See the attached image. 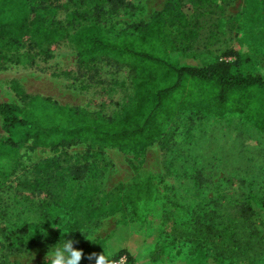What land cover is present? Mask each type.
Segmentation results:
<instances>
[{"label":"rangeland","instance_id":"374dc122","mask_svg":"<svg viewBox=\"0 0 264 264\" xmlns=\"http://www.w3.org/2000/svg\"><path fill=\"white\" fill-rule=\"evenodd\" d=\"M166 1L128 0L127 6L116 8L109 0H51L57 20L68 25L71 34L77 15L86 13L111 36L147 24ZM182 2L188 24L172 28L179 45L170 58L174 65L202 68L217 60L233 62L236 58L227 55L235 53L264 79V0H211L198 8L190 7L189 0ZM52 54L49 60L34 58L33 65L23 57L18 65L0 70V104L23 106L12 89L16 81L29 96L94 116L116 118L131 110L134 75L128 68L106 60L81 62L69 41ZM165 127L166 146L155 143L142 153L89 143L57 151L25 146L14 163L0 166V229L11 232L26 223L38 224L43 203L53 216L81 221L78 233L68 236L83 250V264H94L88 255L111 252V259L121 250L130 251L136 264H207L218 246L202 242L203 233L193 242L198 234L192 224V212L206 207L233 230L224 241L248 243L236 250L240 254L233 264H264V130L244 114L207 111H186ZM4 136L0 118V139ZM49 160L57 161L59 168L36 176L33 166ZM75 167L85 168L83 180L72 179ZM146 178L152 179V193L139 203L136 217L123 207L116 189ZM36 179L41 184L31 187ZM79 194L87 197L77 199ZM86 206L100 207V215L91 219ZM46 225L47 238L22 252L6 251L0 236V264L48 261L49 248L58 243L56 232L64 228L54 219ZM90 232L93 241L87 240Z\"/></svg>","mask_w":264,"mask_h":264},{"label":"trees","instance_id":"16d2710c","mask_svg":"<svg viewBox=\"0 0 264 264\" xmlns=\"http://www.w3.org/2000/svg\"><path fill=\"white\" fill-rule=\"evenodd\" d=\"M127 1L109 0L116 8L127 6ZM189 1L190 7L198 8L211 0ZM185 8L182 0H167L164 8L154 12L147 24L135 25L111 36L99 22L88 19L86 13L77 15L78 26L72 25L76 29L71 34L68 25L57 20L56 7L51 0H0V70L18 65L23 57L31 65L36 57L52 59V49L69 41L76 47L81 62L106 60L128 68L134 75V105L116 118L94 116L50 99L29 96L18 82H12V89L23 106L0 104L5 135L0 139V166L14 163L20 150L27 145L57 151L89 143L135 153H142L155 143L164 148L168 143L165 125L186 111L196 115L202 111L219 115L237 112L244 114L256 128L264 130V79L249 70L235 53L227 55L236 58L233 62L217 60L202 68L179 67L170 61L171 55L179 49L172 28L176 23L182 28L188 24ZM33 168L36 176H48L51 170L59 168V164L49 160ZM73 171V180L81 181L87 176L84 167H75ZM191 177L193 179L195 175ZM34 183L31 187L41 184L37 179ZM152 183L151 178H146L139 183L117 187L122 194L123 207L131 209L138 217L139 203L151 195ZM86 197L79 194L77 199ZM99 208L86 206L91 219L100 215ZM40 209L42 220L39 223L44 220L40 228L39 223H26L11 232L0 229L6 251L22 252L46 239L45 226L50 224L49 219L73 231H57L56 242L62 238L72 239L68 234L78 233L82 226L77 219L70 222L59 215L53 216L47 204L41 203ZM205 209L202 207L192 212L193 215L190 213L198 234L193 237V242L203 233L202 242L218 246L213 247V254L205 262L227 264L228 260L233 264V258L240 254L236 250L248 243L240 246L232 239L235 234L231 243L224 241L228 231L232 234L233 230L226 229L218 221L220 215L216 211ZM110 260L111 264H136L128 250H121ZM43 264H49V261Z\"/></svg>","mask_w":264,"mask_h":264},{"label":"clouds","instance_id":"9594fccd","mask_svg":"<svg viewBox=\"0 0 264 264\" xmlns=\"http://www.w3.org/2000/svg\"><path fill=\"white\" fill-rule=\"evenodd\" d=\"M42 223H39V228ZM64 231L65 233L73 232L70 228H65ZM94 239L95 234L90 232L88 234L87 240L93 241ZM76 243L78 242L74 239L62 238L58 243L50 247L46 254V259L49 261V264H81V260L84 258L85 254L83 253V250L77 249L75 247ZM112 255L113 253L111 252H109L107 255L103 252L99 255H88L87 259L89 261L94 260V264H111L110 257Z\"/></svg>","mask_w":264,"mask_h":264}]
</instances>
